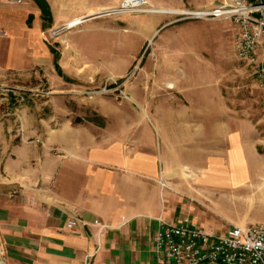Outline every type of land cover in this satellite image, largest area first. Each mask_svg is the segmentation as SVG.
<instances>
[{"label": "crops", "instance_id": "0c3cea01", "mask_svg": "<svg viewBox=\"0 0 264 264\" xmlns=\"http://www.w3.org/2000/svg\"><path fill=\"white\" fill-rule=\"evenodd\" d=\"M224 1L156 0L151 12L203 21L183 11ZM45 2L46 15L37 0H0L1 69L51 75L55 54L44 31L55 15ZM223 20L220 34L232 42L235 27ZM174 54L176 65L147 68L157 75L133 79L125 99H97L93 118L57 115L51 128L30 131L38 142L9 148L0 174L4 264H156L160 220L223 232L230 224L216 213L222 195L259 191L251 188L260 163L251 116L229 104L218 73L197 52ZM94 220L107 227L99 231Z\"/></svg>", "mask_w": 264, "mask_h": 264}, {"label": "rangeland", "instance_id": "374dc122", "mask_svg": "<svg viewBox=\"0 0 264 264\" xmlns=\"http://www.w3.org/2000/svg\"><path fill=\"white\" fill-rule=\"evenodd\" d=\"M155 1L51 0L55 23L44 31L55 54L51 75L42 69L0 68V174L5 176L4 158L12 145L39 141L30 131L51 128L57 115L71 114L73 122L93 118L97 99L121 101L128 97L133 79L148 81L157 75L147 68L176 65L174 52L194 51L198 60L218 73L229 104L249 114L257 129L254 141L260 163L253 169L251 188L257 186L259 191L237 187L235 193L222 195L218 218L230 225L264 223V89L252 69L232 52L228 34H220L217 22L223 19L181 20L177 16L164 21L161 14L151 12ZM181 1L186 6L195 4V0ZM88 5L95 8H82ZM69 12L76 14L73 18L81 17V24L64 28L73 19L64 21ZM214 52L217 56L210 57ZM105 87L110 90L102 91ZM94 119L99 120L98 116Z\"/></svg>", "mask_w": 264, "mask_h": 264}, {"label": "built area", "instance_id": "2783aa9c", "mask_svg": "<svg viewBox=\"0 0 264 264\" xmlns=\"http://www.w3.org/2000/svg\"><path fill=\"white\" fill-rule=\"evenodd\" d=\"M182 15L230 20L235 27L234 54L252 69L264 89V0H227L210 8L183 11ZM113 83L117 84L114 80ZM108 90L105 87L102 91ZM93 223L99 231L107 227L98 220ZM75 225L73 218L66 223L68 228ZM154 247L156 264H264V223L231 224L221 232L195 223L174 224L160 220Z\"/></svg>", "mask_w": 264, "mask_h": 264}, {"label": "bare ground", "instance_id": "6f19581e", "mask_svg": "<svg viewBox=\"0 0 264 264\" xmlns=\"http://www.w3.org/2000/svg\"><path fill=\"white\" fill-rule=\"evenodd\" d=\"M139 1H137V3H138ZM136 3V2H135ZM127 4V1H125L124 2V5H126ZM132 4V3H131ZM123 5V6H124ZM133 5V4H132ZM158 11H162L163 12V9H161V10H158ZM81 22H82V18L80 17V18H73V19H71V20H69L67 23H66V25L68 26V27H74V26H77V25H79V24H81Z\"/></svg>", "mask_w": 264, "mask_h": 264}, {"label": "trees", "instance_id": "16d2710c", "mask_svg": "<svg viewBox=\"0 0 264 264\" xmlns=\"http://www.w3.org/2000/svg\"><path fill=\"white\" fill-rule=\"evenodd\" d=\"M37 3L39 4L41 8L42 13L46 15L48 13V6L45 0H37Z\"/></svg>", "mask_w": 264, "mask_h": 264}, {"label": "water", "instance_id": "95a60500", "mask_svg": "<svg viewBox=\"0 0 264 264\" xmlns=\"http://www.w3.org/2000/svg\"><path fill=\"white\" fill-rule=\"evenodd\" d=\"M0 264H4V263L0 260Z\"/></svg>", "mask_w": 264, "mask_h": 264}]
</instances>
